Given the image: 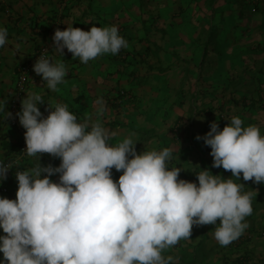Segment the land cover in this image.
<instances>
[{
  "label": "crops",
  "instance_id": "0c3cea01",
  "mask_svg": "<svg viewBox=\"0 0 264 264\" xmlns=\"http://www.w3.org/2000/svg\"><path fill=\"white\" fill-rule=\"evenodd\" d=\"M243 1L246 8L238 9L236 22L232 0H0V27L8 30V43L0 48V100H7L5 111L10 112L19 71L31 63L18 111L26 94L35 92L45 100L38 105L44 116L47 103H62L78 118L95 120L94 101L100 96L106 102L101 119L115 133L113 143L132 136L138 154L171 148L169 166L184 169L181 179L197 182L195 173L205 167L228 178L230 171L211 167L210 147L195 137L207 133L213 121L222 129L233 116L243 126L258 125L264 134V4L252 9L247 0L238 3ZM68 25L85 31L115 25L129 46L83 64L67 49L63 56L53 49L55 31ZM41 49L67 67L66 82L55 91L33 71ZM158 68H165L166 77ZM160 76L166 79L156 86ZM10 119L0 120V159L5 162L19 155L26 131L18 117L15 126ZM34 162L24 155L20 167ZM40 163L55 167L60 159L41 154ZM50 178L58 182L59 174ZM240 182L243 192L254 195L253 213L245 218L249 227L237 240L221 246L214 238L218 224L194 225L189 239L163 255H171L175 264H264V236L259 234L264 184L244 181L242 174ZM17 187L9 172L0 181V197L15 199Z\"/></svg>",
  "mask_w": 264,
  "mask_h": 264
},
{
  "label": "clouds",
  "instance_id": "9594fccd",
  "mask_svg": "<svg viewBox=\"0 0 264 264\" xmlns=\"http://www.w3.org/2000/svg\"><path fill=\"white\" fill-rule=\"evenodd\" d=\"M52 40L56 54L67 49L83 64L129 46L115 25L87 31L68 25ZM7 43L8 30L0 27V48ZM33 71L55 91L68 70L42 55ZM6 102L0 100L3 121L12 118ZM44 102L38 93L26 94L15 114L26 130L25 155L35 162L20 168L0 159V181L18 168L15 199L0 197V264H175L163 252L189 239L194 225L218 224L214 238L221 246L249 227L245 218L253 213L254 194L243 192L240 178L264 184V134L258 125L243 126L239 116L222 129L211 122L210 130L195 138L210 147L211 167L231 176L205 167L191 182L179 178L183 168L169 166L171 148L138 154L132 136L113 143L115 133L101 119L103 97L94 101L95 120L78 118L62 103H47L44 116L38 107ZM41 154L59 158V165H41ZM113 169L122 171L118 180ZM55 174L58 182L50 178Z\"/></svg>",
  "mask_w": 264,
  "mask_h": 264
},
{
  "label": "built area",
  "instance_id": "2783aa9c",
  "mask_svg": "<svg viewBox=\"0 0 264 264\" xmlns=\"http://www.w3.org/2000/svg\"><path fill=\"white\" fill-rule=\"evenodd\" d=\"M42 55L47 56V50L46 49H41L38 52V54L36 55L35 61L37 60V58H39ZM30 69H31V63H28L27 65L23 66L19 71L17 81H16V92H17V94H16V97L13 99V101L11 103V107H10V113L12 114V118L10 119V125L11 126L17 125V117L15 114L18 112L19 99H20V96L22 95V93L24 91L26 76L29 74ZM25 149H26V143H25V138H24V133H23L21 143H20V147H19V155L8 160V161H6V163L11 162V161H16V162H18V165L20 167V161L23 158V156L25 155V152H24ZM17 170H18V168L16 166H14L12 169H9L8 173L13 172L15 174V172ZM6 191H7L6 189H2V193H5ZM260 235L264 236V228L261 229Z\"/></svg>",
  "mask_w": 264,
  "mask_h": 264
},
{
  "label": "rangeland",
  "instance_id": "374dc122",
  "mask_svg": "<svg viewBox=\"0 0 264 264\" xmlns=\"http://www.w3.org/2000/svg\"><path fill=\"white\" fill-rule=\"evenodd\" d=\"M248 2H246V3H249L250 2V4H251V6H252V9H254V7H256L257 5L259 6V7H262L263 6V4H264V0L262 1V0H247ZM231 7L233 8V11H239L238 9H241V10H243V9H245L246 8V5H245V2L243 1V3H238V0H232V3H231ZM254 12V11H253ZM241 17V15H240V13L239 12H237L236 13V19H235V21L237 22V21H239V18ZM238 33H240V32H238ZM241 34V33H240ZM175 47H177V46H175ZM177 64V63H176ZM145 68H147L148 66H144ZM158 67H163L162 65L161 66H158ZM158 70H159V72H162V74H164V75H162V76H165L166 77V74L165 73H163L164 72V70H165V68H158ZM164 77V78H165ZM164 78H161V76L158 78V79H154V83H155V85L156 86H159V84L158 83H161L160 82V80L159 79H164ZM166 79V78H165ZM158 82V83H157ZM172 82H173V80H172ZM169 83V82H168ZM186 83V82H185ZM24 94H25V92H23ZM169 109L166 107V113H167V111H168ZM155 115H158V114H155ZM155 119H158V117H155ZM140 130V129H139ZM138 130V131H139ZM113 171V179L114 180H118V177H119V175L118 174H115V169H113L112 170Z\"/></svg>",
  "mask_w": 264,
  "mask_h": 264
},
{
  "label": "trees",
  "instance_id": "16d2710c",
  "mask_svg": "<svg viewBox=\"0 0 264 264\" xmlns=\"http://www.w3.org/2000/svg\"><path fill=\"white\" fill-rule=\"evenodd\" d=\"M256 8H258V7H256ZM256 8H254V9H256ZM260 234V233H259Z\"/></svg>",
  "mask_w": 264,
  "mask_h": 264
}]
</instances>
